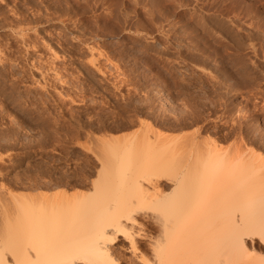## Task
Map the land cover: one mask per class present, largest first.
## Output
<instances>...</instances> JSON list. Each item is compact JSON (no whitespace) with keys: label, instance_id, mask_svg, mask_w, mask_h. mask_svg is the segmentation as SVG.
Instances as JSON below:
<instances>
[{"label":"rangeland","instance_id":"374dc122","mask_svg":"<svg viewBox=\"0 0 264 264\" xmlns=\"http://www.w3.org/2000/svg\"><path fill=\"white\" fill-rule=\"evenodd\" d=\"M124 142L173 163L216 152L261 167L264 183V0H0V193L84 192L71 173L83 166L93 180L100 153ZM247 175L200 193L230 208ZM137 196L134 229L153 236L158 206ZM246 236L264 258L260 236Z\"/></svg>","mask_w":264,"mask_h":264},{"label":"bare ground","instance_id":"6f19581e","mask_svg":"<svg viewBox=\"0 0 264 264\" xmlns=\"http://www.w3.org/2000/svg\"><path fill=\"white\" fill-rule=\"evenodd\" d=\"M159 154L163 150L151 144L141 149L132 142L108 145L99 155L93 180L83 166L71 173L74 185L90 186L84 192L0 193V264H264L243 239L252 232L264 244V183L255 178L261 167L238 168L219 160L222 155L216 152L207 154L209 160L179 163L156 160ZM241 173L248 174L250 190L240 196L228 187L227 195L240 198L225 203L230 208H211L215 201L200 191L225 185L228 179L238 182ZM43 178L40 189L62 183L61 176L52 183ZM137 194L150 196L149 202L158 206L150 210L153 236L144 227L142 235L134 229L144 202ZM229 212H240L241 220L226 216ZM216 219L221 223L213 231L217 225L210 222ZM136 236L147 239L149 255L139 249Z\"/></svg>","mask_w":264,"mask_h":264}]
</instances>
